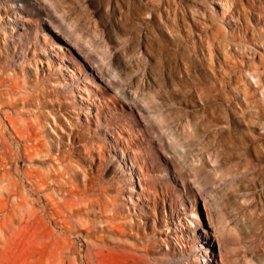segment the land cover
Listing matches in <instances>:
<instances>
[{
	"label": "rangeland",
	"instance_id": "374dc122",
	"mask_svg": "<svg viewBox=\"0 0 264 264\" xmlns=\"http://www.w3.org/2000/svg\"><path fill=\"white\" fill-rule=\"evenodd\" d=\"M219 2L0 0V264H264V0Z\"/></svg>",
	"mask_w": 264,
	"mask_h": 264
},
{
	"label": "bare ground",
	"instance_id": "6f19581e",
	"mask_svg": "<svg viewBox=\"0 0 264 264\" xmlns=\"http://www.w3.org/2000/svg\"><path fill=\"white\" fill-rule=\"evenodd\" d=\"M221 3V0H220V2L219 3H217L218 5H221L220 4ZM15 4V3H14ZM20 10V9H19ZM21 11V10H20ZM46 18H47V22H49L50 23V17H49V15H46ZM99 76H100V74H99ZM98 76V77H99ZM108 83H111V81H108V80H106ZM108 88V87H107ZM137 108V107H136ZM136 111V115L141 119V120H144L145 118H144V116H143V111L141 110V108H139V109H137V110H135ZM157 119H158V117H157ZM145 122V121H144ZM31 229V228H30ZM201 231V233L204 235V236H206L207 234H206V232L204 231V229H201L200 230ZM206 239V238H205ZM217 245H218V243H217ZM204 252H205V254H207V255H209V262L210 263H213V261L214 260H212V255H211V253H210V251H209V249H208V246H205L204 247ZM202 257V256H201ZM221 262H223V260H222V258H221Z\"/></svg>",
	"mask_w": 264,
	"mask_h": 264
}]
</instances>
